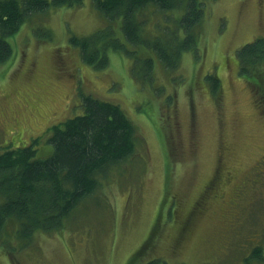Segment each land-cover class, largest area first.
Segmentation results:
<instances>
[{
  "label": "rangeland",
  "instance_id": "1",
  "mask_svg": "<svg viewBox=\"0 0 264 264\" xmlns=\"http://www.w3.org/2000/svg\"><path fill=\"white\" fill-rule=\"evenodd\" d=\"M204 2L197 53L183 52L171 74L155 62L149 79L132 74L141 59L117 51L101 70L82 62L70 36L108 24L91 0L35 13L5 37L13 54L0 64V150L38 138L37 156L50 155L48 126L79 113L81 94L118 104L138 140L63 228L0 248V264H264V102L236 56L264 36V0ZM162 17L148 14V27Z\"/></svg>",
  "mask_w": 264,
  "mask_h": 264
},
{
  "label": "trees",
  "instance_id": "2",
  "mask_svg": "<svg viewBox=\"0 0 264 264\" xmlns=\"http://www.w3.org/2000/svg\"><path fill=\"white\" fill-rule=\"evenodd\" d=\"M91 1L108 24L86 36H70L84 64L104 69L109 51H117L141 59L142 71L137 70L135 61L132 74L149 79L154 76L155 62L171 74L180 65L183 52L198 51L206 18L204 0ZM82 3L83 0H0V64L13 54L5 37L17 32L31 15L51 7ZM154 13H163L164 17L150 28L147 16ZM236 56L239 74L249 82L253 93H261L264 102V36L243 44ZM206 79L215 94L217 76L211 73ZM78 106L79 113L48 126L47 143L53 147L50 155L37 156L38 138L26 145L8 144L0 150L2 250L25 245L37 232L63 228L64 219L100 185V176L135 154L137 129L118 104L81 94ZM198 205L195 203L193 208ZM158 219L161 222L159 215L148 236L160 228ZM251 255L259 260L260 249L254 248ZM146 264L166 263L152 259Z\"/></svg>",
  "mask_w": 264,
  "mask_h": 264
}]
</instances>
